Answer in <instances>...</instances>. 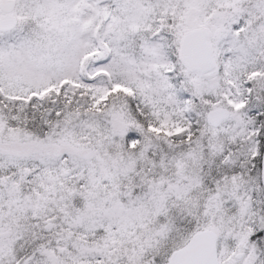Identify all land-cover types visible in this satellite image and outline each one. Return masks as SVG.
Returning <instances> with one entry per match:
<instances>
[{
    "label": "snow or ice",
    "instance_id": "1",
    "mask_svg": "<svg viewBox=\"0 0 264 264\" xmlns=\"http://www.w3.org/2000/svg\"><path fill=\"white\" fill-rule=\"evenodd\" d=\"M0 264H264V0H0Z\"/></svg>",
    "mask_w": 264,
    "mask_h": 264
}]
</instances>
